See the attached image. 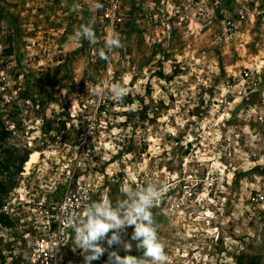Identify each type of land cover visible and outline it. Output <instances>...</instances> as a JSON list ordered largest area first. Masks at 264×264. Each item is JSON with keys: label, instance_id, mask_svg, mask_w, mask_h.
Here are the masks:
<instances>
[{"label": "rangeland", "instance_id": "rangeland-1", "mask_svg": "<svg viewBox=\"0 0 264 264\" xmlns=\"http://www.w3.org/2000/svg\"><path fill=\"white\" fill-rule=\"evenodd\" d=\"M45 1L33 14L32 6L23 14L21 7L9 13L7 2L0 0L6 10L0 25V68L12 56L10 74L17 89L10 103L0 96V166L11 160L7 170L0 167V179H11L8 190L24 165L15 173L16 157H28L29 137L70 124L72 140L80 133L87 138L80 149L84 174L93 183L92 202L108 198L115 204L126 198L128 185L166 187L171 179L165 175L174 178L184 159L186 169L202 179L189 206L175 211L156 204L151 209L169 264H264V0H223L199 18L193 16L194 7L182 6L186 0H165L184 16L180 24L173 19L167 44L160 42V27L143 16L158 12L160 0H125V20L117 31L122 47L107 60L99 56L106 35L89 0ZM241 6L248 19L226 42L220 21ZM89 22L95 44L76 35ZM51 27L55 31L47 53L39 59L38 43ZM21 65L27 68L24 74ZM243 68L254 76L246 100L223 91L229 71ZM113 83L127 90L121 102L111 98ZM99 89L102 101L95 95ZM191 143L197 144L195 152L189 150ZM37 158L31 152L25 169ZM6 193L1 226L9 223L1 212ZM132 232L128 227L123 236L130 252L139 249ZM4 247L0 236V264H16L4 258ZM113 248L121 256L128 253ZM83 255L79 249L76 264H84ZM107 259L105 253L92 264Z\"/></svg>", "mask_w": 264, "mask_h": 264}, {"label": "built area", "instance_id": "built-area-1", "mask_svg": "<svg viewBox=\"0 0 264 264\" xmlns=\"http://www.w3.org/2000/svg\"><path fill=\"white\" fill-rule=\"evenodd\" d=\"M6 1V0H5ZM39 2L41 0H32ZM125 0H98L103 7L98 9L99 28L107 35L109 28L117 32L125 20ZM223 0H186L182 6L194 7V15L203 17L213 8L221 6ZM159 11L149 10L144 13V19L149 24L160 27L162 44L170 41L174 24H180L184 20L180 9L170 6L165 0H160ZM176 18L175 22L173 19ZM248 19V11L245 6L235 9L233 16L224 15L220 21L221 33L226 42L234 39L241 23ZM55 28H49L46 35L41 38L37 57L43 59L47 53V45ZM34 45L37 40H29ZM26 52V51H25ZM29 55V54H28ZM36 54L29 55L34 58ZM12 56L4 59L0 68V96L5 102H12L17 96V89L11 79L13 63ZM22 74L27 68L21 65ZM254 76L243 68L238 72L229 71L223 91L237 93L241 99H247L252 92L251 82ZM227 106L230 101H226ZM81 106L86 108V104ZM96 108V112H97ZM157 110V108H155ZM221 118V117H220ZM258 120L263 121L261 117ZM73 128H78L77 123H72ZM70 124L62 130L56 129L29 137L26 148L31 152H37L38 158L29 169H25V163L19 172L15 184L7 191L1 212L8 220V225L1 226L4 233V249L2 255L7 262L16 264H76L78 248L74 247L75 233L72 228L63 224L62 209L72 208L78 216L83 218L84 208L92 203L93 183L86 176L81 151V145L87 141L84 134H77L72 140L67 131ZM54 132V133H53ZM53 139L54 141H51ZM192 140V139H191ZM38 141V142H37ZM190 140L186 141L189 142ZM187 144V143H186ZM84 147H87L85 145ZM197 144L191 143V152ZM79 151H81L79 154ZM195 154V153H194ZM190 155V153H189ZM228 155L230 153L228 152ZM187 159L181 163L175 172V177L166 174L168 182L161 201L157 205H164L169 210H181L196 201L199 194L200 181L193 169L187 170ZM196 170V169H195Z\"/></svg>", "mask_w": 264, "mask_h": 264}, {"label": "clouds", "instance_id": "clouds-1", "mask_svg": "<svg viewBox=\"0 0 264 264\" xmlns=\"http://www.w3.org/2000/svg\"><path fill=\"white\" fill-rule=\"evenodd\" d=\"M103 5L89 0L92 11ZM78 5L73 7L77 10ZM78 38L87 39L91 44L97 41L93 23L82 25L77 33ZM122 47L121 37L114 28H109L105 37L104 47L99 50V56L107 60L108 55L116 48ZM99 100L104 99L103 89L95 92ZM111 98L121 102L127 95V90L119 83H113L110 89ZM165 186L148 183L147 186L134 188L128 185L124 188L125 199L115 204L105 198L88 204L83 210V218L70 207L62 209L63 224L72 228L75 233V243L83 250L84 264H92L107 253L105 264H169L170 258L165 252V245L158 237L157 227L151 209L162 199ZM128 227L133 228L131 240L137 241V247L143 250L142 257L132 255L121 256L113 248L116 245L125 252L131 251V245L123 236ZM107 245L105 247L104 245Z\"/></svg>", "mask_w": 264, "mask_h": 264}, {"label": "trees", "instance_id": "trees-1", "mask_svg": "<svg viewBox=\"0 0 264 264\" xmlns=\"http://www.w3.org/2000/svg\"><path fill=\"white\" fill-rule=\"evenodd\" d=\"M6 16V10L3 9L2 7H0V25H1V21L2 19ZM10 53V51H9ZM27 159V154L24 153L23 155H19L18 157H16V160H18V164L15 166V173H18L20 171L21 165L22 163ZM10 159H8V163L6 165L2 164L1 166H3L4 170H7L9 168V163H10ZM0 166V167H1ZM3 171H0V175L2 174ZM14 175V173H10V177H12ZM11 181V179H7V180H1L0 179V205H1V197L7 192L10 184L9 182ZM143 252L142 249H138L134 252H128L127 255H132V256H136L139 257L140 254Z\"/></svg>", "mask_w": 264, "mask_h": 264}, {"label": "crops", "instance_id": "crops-1", "mask_svg": "<svg viewBox=\"0 0 264 264\" xmlns=\"http://www.w3.org/2000/svg\"><path fill=\"white\" fill-rule=\"evenodd\" d=\"M6 2L7 4L5 6L8 8L9 13H12L15 7H17V9L21 7L22 9H25L23 10L24 14L26 11H28L26 8L32 6L33 9L31 12L33 14L35 12V7L38 6L40 8L44 5H47L45 0H41L39 2H34L32 0H6Z\"/></svg>", "mask_w": 264, "mask_h": 264}]
</instances>
